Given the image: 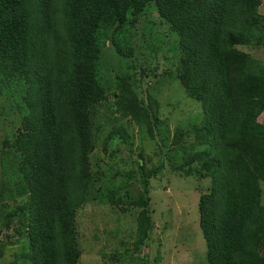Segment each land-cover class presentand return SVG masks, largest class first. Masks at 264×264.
Returning <instances> with one entry per match:
<instances>
[{
	"label": "trees",
	"instance_id": "16d2710c",
	"mask_svg": "<svg viewBox=\"0 0 264 264\" xmlns=\"http://www.w3.org/2000/svg\"><path fill=\"white\" fill-rule=\"evenodd\" d=\"M151 3L177 36L178 85L201 111L191 143L173 146L189 156L180 168L198 164L187 176L211 180L198 201L206 264H264V66L238 48L264 47L260 0H0V69L21 115L0 141V215L26 241L20 264L78 263L77 211L108 190L89 155L108 90L103 51ZM132 205L145 208L146 195ZM146 213L134 254L154 229Z\"/></svg>",
	"mask_w": 264,
	"mask_h": 264
},
{
	"label": "rangeland",
	"instance_id": "374dc122",
	"mask_svg": "<svg viewBox=\"0 0 264 264\" xmlns=\"http://www.w3.org/2000/svg\"><path fill=\"white\" fill-rule=\"evenodd\" d=\"M258 14L264 16V0H260ZM129 26L103 51V78L108 90L93 116L98 129L94 130L95 144L89 155L92 174L98 185L108 190L77 211V264H206L198 201L211 180L206 175L187 176L185 169L194 171L198 164L180 168L189 156L173 146L176 138L191 143L190 129L200 124V107L178 85L177 51L168 48L177 36L160 20L155 5L151 3ZM238 48L264 66V47ZM5 74L0 69V141L14 135L21 116L19 95L9 88ZM137 105L148 113L147 125L135 115ZM259 121L264 123V114ZM142 178L148 181L146 190ZM262 190L264 204V186ZM143 194L146 207L132 205ZM18 200L15 196L4 204L11 207ZM142 209H146L154 229L148 248L134 254L137 217ZM1 216L0 264H20L26 241Z\"/></svg>",
	"mask_w": 264,
	"mask_h": 264
}]
</instances>
